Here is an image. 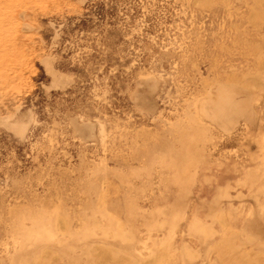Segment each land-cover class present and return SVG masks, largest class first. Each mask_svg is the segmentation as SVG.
Listing matches in <instances>:
<instances>
[{
    "label": "rangeland",
    "instance_id": "1",
    "mask_svg": "<svg viewBox=\"0 0 264 264\" xmlns=\"http://www.w3.org/2000/svg\"><path fill=\"white\" fill-rule=\"evenodd\" d=\"M0 264H264V0H0Z\"/></svg>",
    "mask_w": 264,
    "mask_h": 264
}]
</instances>
